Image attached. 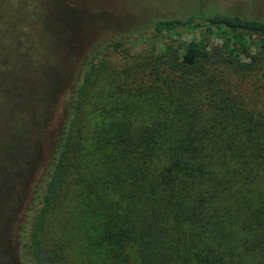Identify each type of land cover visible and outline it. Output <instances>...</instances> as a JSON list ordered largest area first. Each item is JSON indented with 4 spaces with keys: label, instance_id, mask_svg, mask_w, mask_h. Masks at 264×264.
<instances>
[{
    "label": "trees",
    "instance_id": "obj_1",
    "mask_svg": "<svg viewBox=\"0 0 264 264\" xmlns=\"http://www.w3.org/2000/svg\"><path fill=\"white\" fill-rule=\"evenodd\" d=\"M72 1L0 0V264H264V19Z\"/></svg>",
    "mask_w": 264,
    "mask_h": 264
},
{
    "label": "rangeland",
    "instance_id": "obj_2",
    "mask_svg": "<svg viewBox=\"0 0 264 264\" xmlns=\"http://www.w3.org/2000/svg\"><path fill=\"white\" fill-rule=\"evenodd\" d=\"M198 3L206 8L213 6L227 8L240 14L247 13L264 19V0H80L79 4L88 9L91 27L89 26L90 31L87 36H84L78 56L86 52L98 37L135 32L137 25L141 26L156 17H185L190 13V8H195ZM181 37L189 40L191 36L188 34L178 36ZM57 123L56 111L50 124L52 132H55ZM50 141L49 138L46 144L48 148Z\"/></svg>",
    "mask_w": 264,
    "mask_h": 264
}]
</instances>
